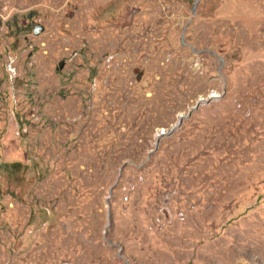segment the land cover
<instances>
[{
	"label": "rangeland",
	"instance_id": "374dc122",
	"mask_svg": "<svg viewBox=\"0 0 264 264\" xmlns=\"http://www.w3.org/2000/svg\"><path fill=\"white\" fill-rule=\"evenodd\" d=\"M195 1L0 0V264H264V0Z\"/></svg>",
	"mask_w": 264,
	"mask_h": 264
},
{
	"label": "water",
	"instance_id": "95a60500",
	"mask_svg": "<svg viewBox=\"0 0 264 264\" xmlns=\"http://www.w3.org/2000/svg\"><path fill=\"white\" fill-rule=\"evenodd\" d=\"M196 2H197V0L195 1L193 7L196 5ZM129 16H130V15H129ZM41 31H42V27L36 25V26H35V29H34V33H35V34H38V33L41 32ZM58 67H59V69H61V68L63 67V63H60ZM134 72L137 73L136 79H140V77H141V75H142V70H139L138 68H134ZM181 118H182V116H180V119H181ZM180 119L178 120V122L180 121ZM173 128H174V127H173ZM166 134H168V132H165V131H161V132H160V135H166Z\"/></svg>",
	"mask_w": 264,
	"mask_h": 264
}]
</instances>
